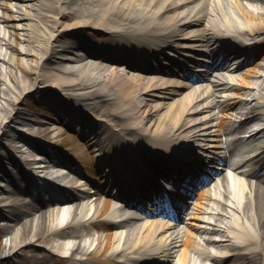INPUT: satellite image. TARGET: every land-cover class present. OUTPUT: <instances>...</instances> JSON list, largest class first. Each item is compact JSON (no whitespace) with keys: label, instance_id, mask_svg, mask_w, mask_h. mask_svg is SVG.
Instances as JSON below:
<instances>
[{"label":"bare ground","instance_id":"obj_1","mask_svg":"<svg viewBox=\"0 0 264 264\" xmlns=\"http://www.w3.org/2000/svg\"><path fill=\"white\" fill-rule=\"evenodd\" d=\"M262 1L0 0V82L5 85L0 88V138H5L6 123L21 118L15 108L33 92H24L25 75H30L40 84L37 94L42 103L60 110L51 101L52 96H62L67 102L86 101L90 111L108 109L110 119L93 112L90 119L107 120L108 131L116 127L113 119H119L136 140L127 147L128 138L118 140L116 134L109 135L104 127L91 123L92 119L86 121L73 112L84 110L69 102L74 107L72 115L66 109L61 112L67 113V120L79 123L80 136L65 132L71 127L65 126L63 118L57 121L65 131L55 133L52 126L45 127L49 120L25 115L22 119L38 128L37 135L52 134V144L67 148L86 164L88 173L82 176L67 167L73 175L67 185L79 198L54 201L46 196L54 189L37 185L31 174H23L26 189L17 187L2 169L6 189L0 186V194H7L1 201L8 213L9 236L0 260L9 259L4 254L23 243L57 257V264H69L73 258L94 264H144L151 255L160 262L171 260V264H264V183L258 181L255 187L249 181L250 162L232 163L233 174L216 178L202 190L179 229L161 219L142 218L128 207L151 191L148 174H159L165 183L190 177L191 169L199 170L201 159L195 156V145L200 154L226 151L215 133L232 122L226 115L215 117L223 108L234 111L245 104L264 109V49L255 45L256 39L264 40ZM259 2L261 7H255ZM12 23L17 24L21 38ZM87 32L100 33L105 39L121 38L127 46H119L121 52L134 62L98 58L94 48L87 47ZM242 38L251 41L253 62L221 66L215 76L197 85L155 68L165 49L169 55L192 57L200 54L201 47L219 44L223 46L219 51L228 53ZM17 41L25 44L19 58ZM118 64L126 68L120 70ZM89 78L96 80L86 84ZM74 90L87 92L76 94ZM37 107L38 114L47 116ZM85 133V138L93 135L90 147L96 148L95 156L82 145L85 142L80 143ZM29 145L47 155L40 145ZM49 149L55 151L52 146ZM56 157L47 155L40 163L44 169L68 164L64 156ZM209 158L204 154V160ZM104 161L108 167L103 168ZM36 164L31 162L30 167ZM204 170L209 176L208 169ZM86 176L99 180L96 187L116 180L114 186L123 194L117 189L114 196V191L107 194L98 187L94 193L88 191L81 182ZM26 197L30 200L25 201ZM111 218L114 223L108 221ZM107 224L110 228L105 229ZM35 259L23 264H40Z\"/></svg>","mask_w":264,"mask_h":264},{"label":"rangeland","instance_id":"obj_2","mask_svg":"<svg viewBox=\"0 0 264 264\" xmlns=\"http://www.w3.org/2000/svg\"><path fill=\"white\" fill-rule=\"evenodd\" d=\"M14 15H16V14H14ZM12 25H15V28L14 29H15V33L17 34V38L18 39L21 38V35H20L21 32L17 29V24L16 23H12ZM92 37H95L94 38V42H98L99 41V40H97L98 39L97 38L98 36L95 35V36H92ZM15 46H16V50H18V53H20V54L16 53L17 57L19 58V57L22 56L21 51L22 52L24 51L25 44L22 45L19 41H17L16 44H15ZM1 65H2V62H0V66ZM118 68L120 70L121 69H124L122 66L121 67H118ZM25 78H26V82H27V84H26L27 85L26 86V90L27 89H30L31 86H32L31 89H34V88H36L38 86L37 82L34 81V77L33 76L25 75ZM90 81H92V80L91 79L87 80V83H90ZM3 87H5V85L0 82V88H3ZM74 91L77 94L79 92H85L86 90H81V91L74 90ZM31 99H32V97H31V95H29V96H27L25 98V100H23V102H21L19 105L16 106L15 110H18V112H20V115L21 116L25 117V114L26 113L27 114H29V113L30 114L31 113H34L35 114L33 107H31L30 104H29L30 101H31ZM77 101L82 102V103L83 102H86V101H83L81 99L80 100H77ZM39 108H41L44 111H48V108L45 105L40 104ZM99 113H101V114L103 113V114H105L107 116H110L109 115L110 113H109L108 109L102 108V110ZM46 117L47 118L49 117V118H51L53 120L55 118L54 115L50 114L49 112L47 113V116ZM118 123H121V122L118 121ZM6 125L7 126L9 125L7 128H11L12 126H14V123L13 122L12 123L10 122V123H7ZM48 126H46V127H48ZM121 127H122L121 124H119L117 126V128H121ZM59 129H61V127H59L56 130L55 133H57L59 131ZM117 133H121V131L117 130ZM51 137H53V136L50 133H49V135H47V139L46 138L44 139L42 136H39V137H37V139H38L37 144H39V143L41 144L42 142H44V140H48ZM3 142L6 145L9 143L8 140H6V141L5 140H0V146H2V143ZM22 149H25V148H22ZM3 214H5V213L1 211L0 212V253L6 251V249H5L6 245L4 243L6 242V239L9 236L8 233H7V225H6L7 223L4 220L5 217L3 216ZM40 252L41 251L39 249H35L34 248V249L31 250L28 245H25V244L21 243L20 246L17 249H14L13 251H11L10 253H8L6 255L4 254V256H8L9 259H1L0 260V264H22L23 261H25L27 259H31V257L33 258V256H34V259L36 257L35 260L37 262H40L39 260H43V259H47L48 258L47 259V264H53L55 262L54 259H57V257L54 256L53 259L51 260L50 259V257H51L50 254L45 253V252H43V254H41Z\"/></svg>","mask_w":264,"mask_h":264}]
</instances>
